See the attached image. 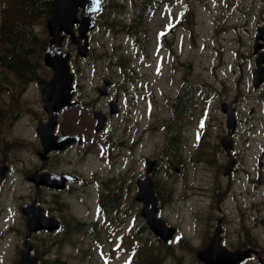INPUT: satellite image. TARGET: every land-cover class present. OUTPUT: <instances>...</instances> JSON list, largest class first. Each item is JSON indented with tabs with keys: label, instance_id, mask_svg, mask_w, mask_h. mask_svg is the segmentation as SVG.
I'll use <instances>...</instances> for the list:
<instances>
[{
	"label": "rangeland",
	"instance_id": "374dc122",
	"mask_svg": "<svg viewBox=\"0 0 264 264\" xmlns=\"http://www.w3.org/2000/svg\"><path fill=\"white\" fill-rule=\"evenodd\" d=\"M105 2L106 7L100 17L101 26L91 35L93 49L87 59L74 55L71 60L72 70L76 72L77 100L88 107L82 104L74 107L64 114L65 118L70 116L75 129L85 132L92 145H100V148L97 146L98 149H90L82 161L75 160L78 170L89 178L96 176V179L97 176H109L112 172L114 184L122 186L128 178L125 185H132L140 169L141 174L145 171V157L162 156L167 159L163 149L168 145L169 133L162 120L170 116V110L166 106L173 89L170 80H182L184 77L194 80L198 86L218 90L221 89L219 82L223 80L227 83L244 80L242 117L250 118L249 110L254 108L252 119L258 123V129L251 130L253 127L241 125L239 150L243 151V156L252 160L261 156L264 146V87L259 91L251 90V80L254 37L258 27L264 25V0ZM107 20L110 21V27H105ZM44 28L45 22L40 21L37 29L42 37H45ZM182 28L185 29L183 33ZM162 47L165 49L161 53ZM65 48L69 50V46ZM0 72L1 75L5 73ZM105 78L113 82L115 80V84L121 83L115 90L116 94H122L121 109L110 120V130L101 132L103 136H109L110 140L99 144L100 138L94 130L92 111H109L110 99L100 97L96 90ZM123 80H130L132 83L128 85L131 89L129 92L124 89L127 85L122 83ZM140 83L141 92L137 89ZM35 92L31 87V99ZM31 105L37 106L34 100ZM195 127L196 123L193 125L194 130ZM12 132L28 136L30 143L36 140L32 125ZM4 142L3 140L0 160L8 158L14 169L0 187V264H14L16 245L23 242H18L20 231L16 230L17 225L24 223L21 201L33 195V186L22 178V173L26 168H31L36 160L30 150L20 151L17 155L9 154V146L4 147ZM107 149L114 153L113 161L105 160ZM193 167H196V173ZM93 169L98 172H92ZM185 170L187 171L184 172ZM172 176L173 174L166 177L165 165L153 174L156 183L163 190L174 186L176 179ZM180 177L185 179L178 182L175 196L165 198L170 205L163 208L162 216L168 223L179 226L185 240L190 241L186 237L188 236L194 246L200 244L198 242H201L200 233L203 228V222L196 213L202 210L198 196L202 192L201 184L208 178L205 180V170L201 164H187ZM185 186H189V191H185ZM82 188V197H85L86 186ZM116 188L118 187L113 190ZM95 191L96 189L93 192ZM126 198L125 204H132V195ZM70 201L76 215H87L88 219L94 217L92 200L82 201V204L77 198H71ZM127 226L131 225L126 224L124 235L128 232ZM142 231L145 232L146 229ZM253 233L263 256L264 224L257 223ZM78 236L75 235L73 240L68 239L69 242L53 251L54 256L58 254L60 260L56 264H138L137 255L131 254L136 246L121 242L120 237L111 241L108 233L106 235L99 230L98 241L88 238L86 233L82 241L78 240ZM136 240L135 237V243ZM149 243L147 236L141 237V264L151 261L152 264H196L190 255V248L181 241L175 240L170 246L159 248L164 254L162 260L148 257L152 252H145ZM54 260L55 257L50 256V261Z\"/></svg>",
	"mask_w": 264,
	"mask_h": 264
},
{
	"label": "flooded vegetation",
	"instance_id": "af4514ba",
	"mask_svg": "<svg viewBox=\"0 0 264 264\" xmlns=\"http://www.w3.org/2000/svg\"><path fill=\"white\" fill-rule=\"evenodd\" d=\"M170 82L173 89L166 105L170 110V116L166 121L170 123L171 140L173 139L172 162L184 166L194 163L201 164L205 170V180L208 178L203 183L204 191L201 194L203 209V216L200 217L203 219V228L200 233L201 243L206 246L213 237H217L229 251H253L252 257L246 259L244 264L249 262L255 264L254 259L260 255L261 250L257 247V239L253 233L258 220L257 189L252 185L257 187L255 182L264 179V149L262 155L256 156L253 160L246 155L243 156V151L239 150L241 138L239 124L242 122L240 115L241 80H233L229 85L222 82L220 90L211 89L213 98L207 96L205 88L195 85L194 80H170ZM106 83L110 94L113 95L115 92L114 83L112 80H106ZM32 84L37 86L38 94L36 96H40L41 102L40 81ZM30 85L17 84L16 80H11L6 92L2 93L0 131L3 128L15 130L31 125L36 128L40 122L47 120L43 102L40 103V114L35 113L29 106L31 102L29 99ZM114 96L118 95L114 94ZM225 104L235 110L238 118V127L231 133L227 129L226 115L223 113ZM64 111L65 109L57 114L54 134L78 133L83 137V144H72L61 151H50L43 161L39 157L41 147H33L36 149L33 152L36 163H33L31 167V171L36 174L39 172L47 176L52 173L69 174L78 178L76 181H67L61 187L56 182L48 183L40 189L42 195L37 200L43 206L47 217L54 216L61 222V231L70 228L76 229L82 222L71 218L67 212V198L81 194V186L85 179L84 174L76 168L75 160L82 161L90 149H97L94 145L89 147L85 132L73 131L74 129L70 125L72 120L65 119ZM164 120H162V124ZM194 123H196V132L193 129ZM105 129L108 130L109 126L107 125ZM8 130H4V132L11 133ZM226 136L228 140H225ZM101 137H104L103 134ZM223 141L229 150L225 149ZM94 171L97 170L93 169L92 172ZM176 171L181 175V168L176 167ZM91 181L98 184V180L95 178ZM99 187L100 194L93 195L90 192V197L96 199L100 213H105V207L113 203V209H115L117 207L115 200L119 196H123V198L130 196V192H126L123 185H112L103 181ZM115 187L118 188L113 190ZM130 191L134 193L135 189L132 188ZM112 195L114 198H110ZM137 206L141 250V202ZM20 232L24 233L25 229ZM50 234L40 232L33 235L32 240H35L32 246L33 254L37 253L36 241L46 239L43 235L50 236ZM58 234L59 232H54L52 235L57 236Z\"/></svg>",
	"mask_w": 264,
	"mask_h": 264
},
{
	"label": "water",
	"instance_id": "95a60500",
	"mask_svg": "<svg viewBox=\"0 0 264 264\" xmlns=\"http://www.w3.org/2000/svg\"><path fill=\"white\" fill-rule=\"evenodd\" d=\"M52 12L48 20L47 27L52 36L49 41L44 54V61L46 66L54 71L51 81H42V90L44 100L46 101L45 109L49 114L58 111L64 106L70 105L73 92H70L74 74L71 73L69 60L70 53L64 52L62 49V42L65 36H70L73 43L78 45V52L85 56L88 49V32L92 31L96 25V21L91 19V15L100 11L101 0H51ZM82 10V17L79 18V11ZM78 25L79 35L75 33V26ZM85 43L81 45V40ZM264 41V27L259 28V35L256 40ZM260 43L254 46L255 53L260 49ZM264 54L257 58L258 70L254 72L255 84L259 85L264 80ZM99 120L103 121L101 114L96 113ZM55 117L51 116L47 123L41 124L38 132L42 138V142L47 147H59L60 143L66 144L68 140L73 139L71 136L54 138L52 136V129L55 123ZM148 170L152 168L154 162L147 160ZM7 171V167L0 168V176H3ZM30 178V177H29ZM141 201L145 202L143 215L148 220L151 229L165 241L170 239L174 233V229L167 227L165 222L156 217L157 206L156 198L152 192V183L147 175L141 178ZM40 183H43L40 181ZM140 199V197H138ZM152 203V207L149 205ZM23 212L27 217V225L30 233L40 229L48 228L50 230L57 227L55 224L48 226V221L43 216V211L40 207L25 204ZM27 249L22 251L19 264H35L36 259L30 255V246L27 244ZM249 253H233L224 250L221 254L223 259L211 260L208 259V250L200 252V258L206 264H238L242 259L248 256Z\"/></svg>",
	"mask_w": 264,
	"mask_h": 264
},
{
	"label": "trees",
	"instance_id": "16d2710c",
	"mask_svg": "<svg viewBox=\"0 0 264 264\" xmlns=\"http://www.w3.org/2000/svg\"><path fill=\"white\" fill-rule=\"evenodd\" d=\"M49 0H0V74L1 80L38 79L37 68L44 41L34 33L33 24L48 18Z\"/></svg>",
	"mask_w": 264,
	"mask_h": 264
},
{
	"label": "bare ground",
	"instance_id": "6f19581e",
	"mask_svg": "<svg viewBox=\"0 0 264 264\" xmlns=\"http://www.w3.org/2000/svg\"><path fill=\"white\" fill-rule=\"evenodd\" d=\"M184 31H185V29H182V32H184ZM163 50H164V48H161L160 52L162 53Z\"/></svg>",
	"mask_w": 264,
	"mask_h": 264
}]
</instances>
